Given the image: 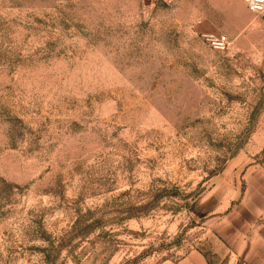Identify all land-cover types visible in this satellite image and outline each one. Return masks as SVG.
<instances>
[{
  "label": "rangeland",
  "instance_id": "374dc122",
  "mask_svg": "<svg viewBox=\"0 0 264 264\" xmlns=\"http://www.w3.org/2000/svg\"><path fill=\"white\" fill-rule=\"evenodd\" d=\"M263 169L264 15L243 0H0V264L209 249Z\"/></svg>",
  "mask_w": 264,
  "mask_h": 264
},
{
  "label": "crops",
  "instance_id": "0c3cea01",
  "mask_svg": "<svg viewBox=\"0 0 264 264\" xmlns=\"http://www.w3.org/2000/svg\"><path fill=\"white\" fill-rule=\"evenodd\" d=\"M261 173V184L248 186L242 201L218 220L212 247L160 264H264V169Z\"/></svg>",
  "mask_w": 264,
  "mask_h": 264
},
{
  "label": "built area",
  "instance_id": "2783aa9c",
  "mask_svg": "<svg viewBox=\"0 0 264 264\" xmlns=\"http://www.w3.org/2000/svg\"><path fill=\"white\" fill-rule=\"evenodd\" d=\"M247 9L256 15H264V0H243ZM208 43L217 51L225 52L231 47V41L226 36H204Z\"/></svg>",
  "mask_w": 264,
  "mask_h": 264
}]
</instances>
